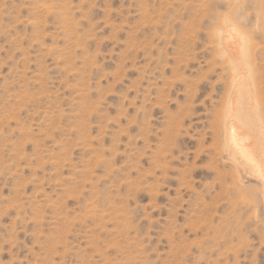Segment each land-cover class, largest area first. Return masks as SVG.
Returning a JSON list of instances; mask_svg holds the SVG:
<instances>
[{"label": "rangeland", "instance_id": "rangeland-1", "mask_svg": "<svg viewBox=\"0 0 264 264\" xmlns=\"http://www.w3.org/2000/svg\"><path fill=\"white\" fill-rule=\"evenodd\" d=\"M224 22L262 124L264 0H0V264H264Z\"/></svg>", "mask_w": 264, "mask_h": 264}, {"label": "bare ground", "instance_id": "bare-ground-1", "mask_svg": "<svg viewBox=\"0 0 264 264\" xmlns=\"http://www.w3.org/2000/svg\"><path fill=\"white\" fill-rule=\"evenodd\" d=\"M237 28L233 23L224 22L215 32L218 50L216 51L224 58L223 60L227 61L232 77L229 109L223 118L224 148L237 173L254 178L260 183L264 203V120L261 119L262 124H257V115L261 113L255 112L257 106L254 100L257 87L256 83L251 82L252 70L249 67L254 63L248 64L251 58L249 54L251 46Z\"/></svg>", "mask_w": 264, "mask_h": 264}]
</instances>
